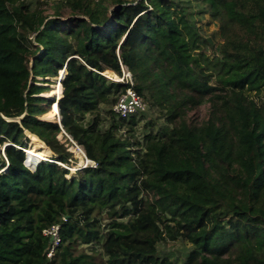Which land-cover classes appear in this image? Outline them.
Returning a JSON list of instances; mask_svg holds the SVG:
<instances>
[{
    "label": "trees",
    "instance_id": "16d2710c",
    "mask_svg": "<svg viewBox=\"0 0 264 264\" xmlns=\"http://www.w3.org/2000/svg\"><path fill=\"white\" fill-rule=\"evenodd\" d=\"M51 8L52 17L27 0H0V114L23 117L0 115V264H175L158 245L179 239L191 245L182 264H264V0ZM204 13L219 28L210 37L197 25ZM121 65L165 114L167 134L142 143L138 116L115 118L127 85L105 72L122 77ZM62 71L61 123L47 122L56 96L43 95ZM207 104L206 120L190 119ZM102 105H111L107 129ZM63 131L96 167L71 175ZM26 134L57 157L31 169ZM53 225L62 241L48 257L43 232Z\"/></svg>",
    "mask_w": 264,
    "mask_h": 264
},
{
    "label": "rangeland",
    "instance_id": "374dc122",
    "mask_svg": "<svg viewBox=\"0 0 264 264\" xmlns=\"http://www.w3.org/2000/svg\"><path fill=\"white\" fill-rule=\"evenodd\" d=\"M57 1H59V0H27V2L31 5V7L33 9H35L37 6H40L44 15H48L50 17H52V15H53V10L51 7ZM126 1H134V0H126ZM200 11H202L201 7L194 6V12L195 13H200ZM68 13H69L68 10H64L62 12V16H63L62 19L63 20L69 19ZM196 18L198 19L197 25H198V27H200V30L204 36L210 37L218 31V29H219L218 25L212 21L209 14H206V13L201 14V15L198 14L196 16ZM220 40H221V38L216 36L214 42L218 43ZM33 44L35 46H37V43L34 41H33ZM209 54L212 55V52H209ZM30 65H32V61H31ZM55 80L59 81L58 78L53 79L52 81H55ZM114 81L119 82V80L118 81L114 80ZM46 86H47V84H46ZM52 86L53 85H49V89L52 90L53 89ZM254 98L256 100H259L258 97H254ZM56 100H58V97H56ZM51 106H52V103H51ZM209 107L210 106L208 104L203 105V106H199L198 108H196L194 111H192L190 113V119H192L194 121H198V122L206 120L207 116H208ZM110 109H111V105H102L101 106L102 113L100 115V118H101L100 122H101V126L103 129H107L108 127H110V125L112 123V120H113L111 118L112 115L107 114V112ZM43 116L41 117L42 120L44 118ZM115 118H117V117H115ZM85 119L87 122V121L92 119V116L86 115ZM44 121H47V120L44 119ZM47 122H49V121H47ZM55 122H57V121H55ZM170 128H171V125L166 121L165 114L162 111H160V109L152 107L148 103L146 112H144L141 115H138V123H137V126L134 128L133 134L138 140H140L142 143H144L145 142L144 139L147 135L152 134V135L163 136L169 132ZM125 132H126V128H124L122 130V132H120L119 134L123 135ZM66 136L67 135L62 132V134H60L58 136V140H60L61 143L63 144L64 153H68V152L73 153L72 154L73 157L70 160V165L68 168H70L71 175H74L77 170H80L84 167V166L82 167V165H80V162H81V160L86 159L85 158L86 155H85V152H83L84 150H82V148H79L77 145L71 146L67 142L68 136L67 137ZM28 138H29V136H28ZM37 142H38V140L35 136H33V141H32V138H29V142L27 143L28 149H31L34 146H38V150L40 152H42V150H41L43 147L42 141H40L39 145H37ZM28 149H26V151L28 153H30ZM3 150H4V146L1 149L2 153H3ZM48 156H50L49 159L57 157V155H55L53 152L51 154L48 153ZM29 159L32 162H35L31 166L29 165V167L31 169H34L38 163L42 162V161L38 160V158L36 156H31L30 154H29ZM43 162H48V161H43ZM61 166L64 167L65 165L61 164ZM104 217L106 218V216H104ZM102 223H103V225H107L108 220L107 219L102 220ZM104 228L105 227L103 226V229ZM93 246H94L93 244L83 245L82 248L85 249L87 251V253L91 254ZM96 248H97L96 250H98L97 246H96ZM158 250H159V254L161 256H167V257L171 258L175 264H182L186 260V256L188 255V253L191 250V245L180 240V239L176 240V241L167 240V241H163V242L159 243ZM98 253L102 254V251L100 250V251H98ZM105 260L106 259L103 258V261H105Z\"/></svg>",
    "mask_w": 264,
    "mask_h": 264
},
{
    "label": "built area",
    "instance_id": "2783aa9c",
    "mask_svg": "<svg viewBox=\"0 0 264 264\" xmlns=\"http://www.w3.org/2000/svg\"><path fill=\"white\" fill-rule=\"evenodd\" d=\"M121 69H122V77H119V82L127 85V88L125 92L120 93L118 95L117 101L113 105L112 109L116 117H118V119H128L132 116H138L146 112L147 102L135 90L134 88L135 82H134L133 75L131 74V72L122 65H121ZM63 133L65 132L63 131ZM85 158L87 160V163L83 168L87 166L96 167V163L92 161L88 162V159L86 156ZM43 233L45 236L51 239L52 244H51V248L48 253V257H51L55 253V250L61 245V241H62L61 227L60 225H53L49 229L45 230Z\"/></svg>",
    "mask_w": 264,
    "mask_h": 264
},
{
    "label": "bare ground",
    "instance_id": "6f19581e",
    "mask_svg": "<svg viewBox=\"0 0 264 264\" xmlns=\"http://www.w3.org/2000/svg\"><path fill=\"white\" fill-rule=\"evenodd\" d=\"M105 75L118 81L119 80V77L114 73V72H111V71H106L105 72ZM59 78V77H58ZM53 89L51 91H49L48 93L44 94L45 97L47 98H52L54 96L58 97V100L60 99L61 95H62V92H63V86H62V83L61 81H58L56 84H54L53 86ZM51 112L50 113H47L45 114L43 117V119L49 121V122H55V121H58V116L59 115V107H58V104L55 103V105L52 104L51 106ZM28 133V132H27ZM38 142H37V145L40 144V139L38 137H36ZM29 150V154L31 156H36L38 158V160L40 161H50L49 157L46 156L45 154H43L42 152H40L38 150V146H34L32 147L31 149H28ZM83 150V149H82ZM84 152V151H83ZM87 160L84 159V160H81L80 162V165L85 166L86 165V162ZM89 162V161H88ZM29 163V161H28Z\"/></svg>",
    "mask_w": 264,
    "mask_h": 264
},
{
    "label": "water",
    "instance_id": "95a60500",
    "mask_svg": "<svg viewBox=\"0 0 264 264\" xmlns=\"http://www.w3.org/2000/svg\"><path fill=\"white\" fill-rule=\"evenodd\" d=\"M65 77V71H62V72H60V76H59V78H58V80L59 81H61L63 78ZM62 95H63V92H62ZM62 95H61V97H62ZM60 97V98H61ZM57 102V100H55V101H53V105H55V103ZM52 110L50 109V111L48 112V113H50ZM47 114V113H46ZM5 120H7V121H17V122H20L21 121V119L23 118V117H20V118H15V119H8V118H6V117H4L2 114H0ZM44 120V119H43ZM58 121V123L60 124L61 123V117L60 116H58V119H57ZM73 142V141H72ZM5 149V148H4ZM27 152V151H26ZM27 154V153H26ZM86 155V154H85ZM28 160H29V157H28V155H27V160H26V164L27 165H29V163H28ZM88 161H90V160H88Z\"/></svg>",
    "mask_w": 264,
    "mask_h": 264
}]
</instances>
